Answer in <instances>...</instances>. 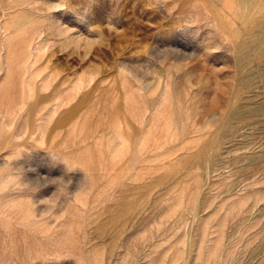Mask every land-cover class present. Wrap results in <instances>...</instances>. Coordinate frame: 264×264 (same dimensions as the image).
Instances as JSON below:
<instances>
[{
	"label": "rangeland",
	"instance_id": "rangeland-1",
	"mask_svg": "<svg viewBox=\"0 0 264 264\" xmlns=\"http://www.w3.org/2000/svg\"><path fill=\"white\" fill-rule=\"evenodd\" d=\"M0 264H264V0H0Z\"/></svg>",
	"mask_w": 264,
	"mask_h": 264
}]
</instances>
